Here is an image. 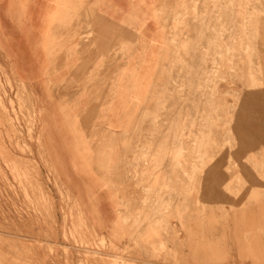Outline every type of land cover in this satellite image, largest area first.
Wrapping results in <instances>:
<instances>
[{"label":"rangeland","instance_id":"1","mask_svg":"<svg viewBox=\"0 0 264 264\" xmlns=\"http://www.w3.org/2000/svg\"><path fill=\"white\" fill-rule=\"evenodd\" d=\"M164 24L181 81L135 120L134 199L107 236L70 203L44 107L0 50V264H264V0H172Z\"/></svg>","mask_w":264,"mask_h":264},{"label":"crops","instance_id":"2","mask_svg":"<svg viewBox=\"0 0 264 264\" xmlns=\"http://www.w3.org/2000/svg\"><path fill=\"white\" fill-rule=\"evenodd\" d=\"M171 3L0 0V50L44 107L49 159L70 203L100 236L111 234L117 204L134 199L137 143L128 135L135 120L166 112L158 98L176 99L181 76L167 73L165 43L175 31L164 24ZM56 194L53 208L66 209Z\"/></svg>","mask_w":264,"mask_h":264},{"label":"bare ground","instance_id":"3","mask_svg":"<svg viewBox=\"0 0 264 264\" xmlns=\"http://www.w3.org/2000/svg\"><path fill=\"white\" fill-rule=\"evenodd\" d=\"M243 82V81H242ZM187 165V164H186Z\"/></svg>","mask_w":264,"mask_h":264}]
</instances>
